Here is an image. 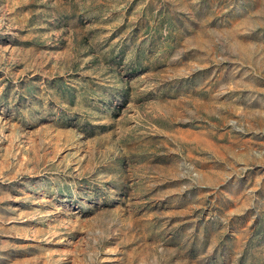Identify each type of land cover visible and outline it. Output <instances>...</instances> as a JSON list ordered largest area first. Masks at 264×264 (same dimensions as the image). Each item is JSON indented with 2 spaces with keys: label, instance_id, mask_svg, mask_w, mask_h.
Listing matches in <instances>:
<instances>
[{
  "label": "rangeland",
  "instance_id": "rangeland-1",
  "mask_svg": "<svg viewBox=\"0 0 264 264\" xmlns=\"http://www.w3.org/2000/svg\"><path fill=\"white\" fill-rule=\"evenodd\" d=\"M0 264H264V0H0Z\"/></svg>",
  "mask_w": 264,
  "mask_h": 264
}]
</instances>
